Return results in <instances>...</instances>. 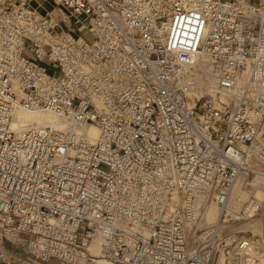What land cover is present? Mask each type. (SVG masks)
<instances>
[{
  "label": "built area",
  "instance_id": "built-area-1",
  "mask_svg": "<svg viewBox=\"0 0 264 264\" xmlns=\"http://www.w3.org/2000/svg\"><path fill=\"white\" fill-rule=\"evenodd\" d=\"M32 1L0 0V264H264L232 232L264 223V0Z\"/></svg>",
  "mask_w": 264,
  "mask_h": 264
},
{
  "label": "bare ground",
  "instance_id": "bare-ground-1",
  "mask_svg": "<svg viewBox=\"0 0 264 264\" xmlns=\"http://www.w3.org/2000/svg\"><path fill=\"white\" fill-rule=\"evenodd\" d=\"M31 124L49 125V126L54 127L56 129H66V125H65L64 121L58 115H55L54 113L49 112V111H45V110H20V109H18L15 112V118L11 121L12 128H17V129L23 128V127L31 125ZM88 133L92 138H96L99 135V129L96 126L91 125L88 128ZM238 185H240V183L237 184V186L235 187V190L238 187ZM240 188H241V185H240ZM235 190H234V194H235ZM242 191H243V189H242ZM243 192H245V191H243ZM235 196H236L235 202L242 200V198H240L238 195L235 194ZM246 200H244V201H246ZM243 202H242V204H243ZM230 206L227 208L226 214H229V212H233V210L230 208ZM215 207L216 206L213 205L210 208L211 210L210 209L208 210L207 218H206V220L202 221V224H201L202 226H206L208 224H212L215 222H220L222 220L225 212H223L222 210L219 211V208H217V207L215 208ZM207 220L209 223H206ZM261 231L262 230H260V232ZM261 235L264 236L263 233Z\"/></svg>",
  "mask_w": 264,
  "mask_h": 264
},
{
  "label": "rangeland",
  "instance_id": "rangeland-1",
  "mask_svg": "<svg viewBox=\"0 0 264 264\" xmlns=\"http://www.w3.org/2000/svg\"><path fill=\"white\" fill-rule=\"evenodd\" d=\"M41 1L42 0L32 1V6L37 8L39 12L46 13L47 11L48 12L52 11L53 7L56 5L55 1H57V0H48V1H45L44 3H42ZM56 13H57V11L54 12V14H56ZM188 101L190 103L194 104V103L198 102V98L195 95H191L188 97ZM235 194L238 195L240 198H242V200L238 201V202H233L231 204L230 208L233 210V212H229V214H234V215H236L239 212V210L241 209L242 202L248 198V193L243 192L242 189L240 188V185H238V187L236 188ZM219 211H220V209H219ZM247 222H249V221L238 220L237 224H235L232 228V232L234 233V235H236L238 237H242V236L247 235L249 231H253L255 234H258V235H261L262 233L264 234V223H262V225H261L260 222L257 223L256 221L252 220V221H250L251 223H254V222H256V223L246 226L245 223H247ZM206 223H209L208 220L206 221ZM247 228H249V229H247ZM260 230H262V231L260 232ZM246 231H248V232H246Z\"/></svg>",
  "mask_w": 264,
  "mask_h": 264
}]
</instances>
